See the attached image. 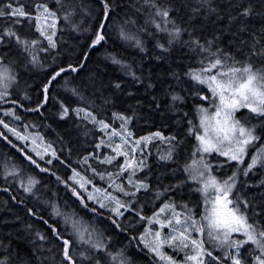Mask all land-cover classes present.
Here are the masks:
<instances>
[{"label":"snow or ice","instance_id":"obj_1","mask_svg":"<svg viewBox=\"0 0 264 264\" xmlns=\"http://www.w3.org/2000/svg\"><path fill=\"white\" fill-rule=\"evenodd\" d=\"M100 47L122 73L107 84L83 74ZM73 131L91 148L75 160ZM0 140V191L44 226L0 264H135L133 246L151 264H264V0H0Z\"/></svg>","mask_w":264,"mask_h":264},{"label":"trees","instance_id":"obj_2","mask_svg":"<svg viewBox=\"0 0 264 264\" xmlns=\"http://www.w3.org/2000/svg\"><path fill=\"white\" fill-rule=\"evenodd\" d=\"M222 2V0H221ZM66 40H68V44L71 45L74 41L66 36ZM108 50L117 53L118 55H123L125 59L127 60H137L139 57L135 53V49L128 48L126 46H121L118 43H114L112 40L108 42ZM103 47L97 48L96 51L92 52L91 59L88 62V66L85 68L83 74H87L89 71H96L99 73L100 77L102 78L103 82L107 84V82L110 79L122 77V73L118 70V66L112 65L109 61L105 60L103 57ZM99 54V55H98ZM82 74V75H83ZM42 78V73L39 70H33L32 73H24L21 76V84L19 85V89L25 90L28 92L29 95L35 96L36 95V88L39 86L40 79ZM124 79H127L126 77H123ZM25 82L30 85L28 89H25ZM14 93L15 98H19L17 93V89L12 90ZM105 95H108V92L105 91ZM117 106L122 108L126 103L129 101L127 98L122 96H117L116 98ZM26 105L29 103L27 100L23 101ZM8 105H5L7 107ZM23 111L22 109L20 110ZM246 111V110H243ZM110 114V113H109ZM170 114H165L163 117V122L168 123L171 127V121L169 120ZM26 120H36L37 123H40V131L42 134L47 132V138L48 139H55V133L51 129H45L43 123L41 122L40 118L37 116H33L31 114H25ZM174 119V117H173ZM155 120L157 123L161 122V117L157 115L155 117ZM50 124L55 125V120L51 117L49 114V121ZM58 129H64L68 127V125H56ZM149 126H146L143 124V122H140V126L138 129H136L137 134H143L146 128ZM67 138V137H66ZM72 142L75 145V149L72 155V160L76 159V152L79 151L80 154H83V149H87L91 151V148L88 146L89 141L81 136L78 135L75 131L72 132ZM57 149H60L61 145L59 142H56ZM14 152L13 149H7L5 148V144L2 140H0V160H3L5 152ZM64 155L66 156L67 153L65 152ZM65 171L63 167L59 168V172L62 174ZM261 179V172H257L255 175L251 176L250 180L253 184H255L256 181ZM52 184L50 185V188L52 190H55L57 187L55 185L54 177L51 178ZM47 182V181H46ZM166 182V181H165ZM99 183V181H97ZM4 181L2 178H0V187H4ZM13 191H15V188H13ZM187 191V190H185ZM254 194H256L254 192ZM47 195H51V192L47 193ZM60 195L63 196V187L60 186ZM186 198H188L186 196ZM191 200L195 202L198 199L197 194H193L191 197ZM7 202V203H6ZM31 203V201H29ZM60 203L63 204L64 201L60 200ZM20 216L21 219L17 220L16 217ZM32 223L33 225V231L37 229H43L44 226L39 222H34L33 218L28 217L23 214L22 210L13 205L10 201V197L7 193H4L3 191H0V244L3 245H11L14 249H19L21 252H27L30 248V245L28 243V240L30 239L28 233L24 231V226L28 223ZM170 251V250H169ZM4 249L0 247V255H3ZM130 253H135V255L132 256V258L135 260V264H151V261L149 260V257L143 253L139 252L135 246H133L130 249ZM49 258L51 259V254H49Z\"/></svg>","mask_w":264,"mask_h":264}]
</instances>
